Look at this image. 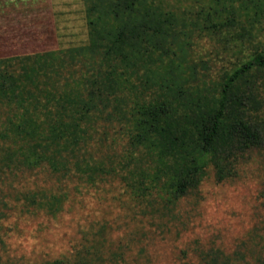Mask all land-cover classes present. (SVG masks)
Listing matches in <instances>:
<instances>
[{
  "label": "trees",
  "instance_id": "trees-1",
  "mask_svg": "<svg viewBox=\"0 0 264 264\" xmlns=\"http://www.w3.org/2000/svg\"><path fill=\"white\" fill-rule=\"evenodd\" d=\"M86 4L88 44L0 59V184L28 173L87 188L118 181L167 208L209 169L223 182L263 149L264 48L208 85L184 53L186 23L162 0ZM68 199L44 188L15 198L52 217Z\"/></svg>",
  "mask_w": 264,
  "mask_h": 264
},
{
  "label": "rangeland",
  "instance_id": "rangeland-1",
  "mask_svg": "<svg viewBox=\"0 0 264 264\" xmlns=\"http://www.w3.org/2000/svg\"><path fill=\"white\" fill-rule=\"evenodd\" d=\"M162 2L186 23L180 26L186 33L180 39L184 53L208 85L264 48V0ZM86 9V0H0L6 29H0V59L88 44ZM236 169L223 182L209 169L198 189L167 208L158 198L141 204L118 181L87 188L44 173L5 180L0 264H78V258L83 264H259L264 259V147ZM30 188L69 193V199L56 217L30 214L15 200Z\"/></svg>",
  "mask_w": 264,
  "mask_h": 264
},
{
  "label": "crops",
  "instance_id": "crops-1",
  "mask_svg": "<svg viewBox=\"0 0 264 264\" xmlns=\"http://www.w3.org/2000/svg\"><path fill=\"white\" fill-rule=\"evenodd\" d=\"M61 12H62V9H61ZM59 23H63L62 21H59ZM5 27H3V25L0 23V29H2L3 31L6 30L4 29ZM44 31H47V28H44L43 29ZM41 31V30H40Z\"/></svg>",
  "mask_w": 264,
  "mask_h": 264
}]
</instances>
